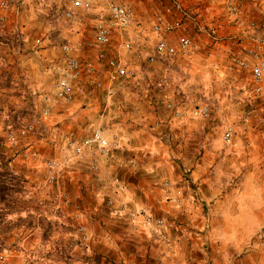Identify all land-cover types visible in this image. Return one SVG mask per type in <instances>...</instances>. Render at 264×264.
I'll return each mask as SVG.
<instances>
[{"label":"rangeland","instance_id":"374dc122","mask_svg":"<svg viewBox=\"0 0 264 264\" xmlns=\"http://www.w3.org/2000/svg\"><path fill=\"white\" fill-rule=\"evenodd\" d=\"M71 1L27 0L17 5L16 0H0V185L5 187L0 199V264H161L158 256L165 257L171 249L159 251L157 242L177 243L184 253L191 240H182L181 231L190 229L201 236L191 237L198 238L199 245L190 256L183 255L188 261L264 264V89L258 95L253 92L248 54L252 48L264 51V38L253 37H264V0H114L133 13L125 34L133 45L120 57L135 77L114 82L115 95L104 118L101 93L90 82L85 94L76 96L71 112L53 111L39 118L42 97L50 92L64 58L60 46H76L94 34L98 14L81 15L76 24L64 18ZM227 2L236 5L238 17L255 23L254 30L239 27L228 16ZM176 19L182 20V27L167 40L175 44L180 35H187L190 51L149 63L146 55L157 37L154 25ZM116 46L114 36L107 55L114 54ZM83 56L95 61L92 51ZM237 58L246 59L247 67H237ZM100 65L106 68L104 62ZM166 101L173 103L177 116L165 107ZM203 106L206 117L197 113ZM35 118V133L10 146L7 132ZM100 121L120 134L122 147L99 159L96 173L88 169L92 155L73 160L61 181L69 203L57 208L55 189L41 185V162L67 154L60 145L68 131L80 139ZM227 129L231 139L225 143ZM49 138H55L56 145ZM25 142L35 143L39 160L20 158ZM131 157L135 168L120 166ZM109 173L127 184L132 209L164 219L162 235L143 225L131 232L126 218L110 213ZM165 180L173 190L164 189ZM167 202L173 204V215L196 212L208 218V228L203 223L198 232L183 219L163 217ZM81 226L85 240L78 231Z\"/></svg>","mask_w":264,"mask_h":264},{"label":"built area","instance_id":"2783aa9c","mask_svg":"<svg viewBox=\"0 0 264 264\" xmlns=\"http://www.w3.org/2000/svg\"><path fill=\"white\" fill-rule=\"evenodd\" d=\"M5 4V3H4ZM7 4V3H6ZM5 4V6H7ZM96 8L88 0H72L68 8L63 10L64 18L70 24H76L81 15H97L94 21V34L88 40L77 44L76 46L69 43H63L60 51L63 55V61L56 67V77L52 83L49 93L42 97L43 105L40 110L39 118L48 117L53 111L71 112L75 106L76 96L84 95L85 83L90 82L93 89L98 90L102 96L103 109L100 117L104 118L106 111L112 105V99L115 95L114 82L118 79L126 81L133 79L135 73L127 67L121 53L127 52L132 48V39L125 38L129 26L133 19L132 10L125 4L117 3L114 0H102L101 9L94 13ZM226 11L228 16L237 20L239 27L245 25L246 28L254 30L253 21H245L238 17L239 10L232 2H227ZM182 27V20L176 19L167 21L162 24H156L153 27V33L157 36L153 44L152 53L146 55L147 61L153 63L158 59L168 57L185 56L192 47V40L187 35H180L175 44L167 40V35ZM117 38L115 53L107 55V47L110 46L112 37ZM37 42L39 40H36ZM93 52L94 60L99 63L86 60L84 52ZM252 59L250 67L251 81L253 83V92L261 94L264 89V51L259 48L248 50ZM104 62L106 68H101L100 63ZM247 60L244 58L235 59V65L239 68L247 67ZM99 66V67H98ZM89 78L91 79L89 81ZM165 107L172 111L173 117L179 114L173 109L171 101L165 102ZM88 108V106H87ZM108 113V112H107ZM198 115L206 117L208 109L203 106L197 110ZM35 118L32 122L20 126L16 132H7L6 140L12 147H17L19 138H26L35 133ZM223 141L229 142L231 139V129L223 133ZM51 145H56L55 138L48 139ZM35 143L24 144V149L19 152L23 161L39 160V151L34 146ZM121 145V136L116 130H108L101 121L92 125L88 133L77 139L73 131H68L61 142L60 149L67 152L62 157H51L41 162L43 178L41 185L43 187L54 188L56 193L54 202L56 207L67 205L69 200L62 187L61 181L64 173L70 167L73 160L84 161L87 156H93L88 161V169L96 173L100 164L99 159L109 156L114 150H119ZM120 166L133 169L136 166L135 158L131 157L120 163ZM111 187L112 197L106 200V207L110 213L116 216H123L129 222L131 232H138L141 226H148L158 235H162L161 229H165L164 219L154 217L146 209H132L128 202L127 184L116 174L109 173L106 178ZM165 190H173L170 181L165 180L162 183ZM177 194H180L177 191ZM78 209L76 213H78ZM208 218H206L205 228H208ZM163 229V230H164ZM78 231L86 239L84 227H79Z\"/></svg>","mask_w":264,"mask_h":264},{"label":"crops","instance_id":"0c3cea01","mask_svg":"<svg viewBox=\"0 0 264 264\" xmlns=\"http://www.w3.org/2000/svg\"><path fill=\"white\" fill-rule=\"evenodd\" d=\"M19 1L16 0L17 5H20L22 2H26L27 0H22L20 2ZM57 1H59V0H57ZM88 1H90V3L96 8L94 10V13L98 11L97 10L98 9L97 8L98 5H100L99 7H101L102 0H88ZM15 4H12V9L15 7ZM253 37H255L254 40H256V41L262 40L264 38L263 37V33H256ZM87 57H88V55L86 56V58ZM84 84L86 86V83L85 82H84ZM76 130H78V129H76ZM87 133H88V130H87L86 133H84V135L87 134ZM166 204H167V206H165V211H164L165 213H162L163 217H165V218H172V217L175 218L176 217V218H178L177 220L183 219V221H185L187 227L194 228V229L198 230V232H201L202 227H203V223H204V226L206 224V219L201 218V217H198L197 214H196V212L195 213L194 212H189V213H185L183 215H173L175 213L174 212H171L172 209L170 208V207L173 206V204L170 203V202L169 203L167 202ZM153 216H155V217H161L159 214L157 216L153 214ZM188 220H190L191 223H188ZM172 231H173V229H172ZM168 235H170V233ZM192 236H196L197 237V236H201V234L200 233L198 234L197 232L192 231L191 229H190V232H184L183 233V231H181V238H183L182 240H187V239H190L191 240L190 243H189V245L191 246V247L189 246V249L190 250L187 249L186 247H184V250H185L184 253H180V251H178L179 250L178 249V246H180V245L177 244V243H174L173 242L172 244L166 245L167 244V240L166 239L163 242L162 241H158L157 243L159 244L160 247L157 248V250H159V251L162 250L163 252H166V250L168 251L169 248L171 249V251H168L167 253H165V257L158 256V258L162 261L161 264H164L165 263V260L166 261L168 260V262H169L168 264H201V259L200 258H196V259H193L191 261H188V259L183 258V255L184 254H187L188 256H190L191 253L193 252V250L198 249L197 247H198L199 243L196 242V240L198 238L197 239H194V241H192V239H191ZM196 257H198V256H196Z\"/></svg>","mask_w":264,"mask_h":264},{"label":"trees","instance_id":"16d2710c","mask_svg":"<svg viewBox=\"0 0 264 264\" xmlns=\"http://www.w3.org/2000/svg\"><path fill=\"white\" fill-rule=\"evenodd\" d=\"M0 177H3L2 174L0 173ZM0 183H2V181H0ZM0 199H4V196H3V191L5 189V187H3L4 185H0Z\"/></svg>","mask_w":264,"mask_h":264}]
</instances>
